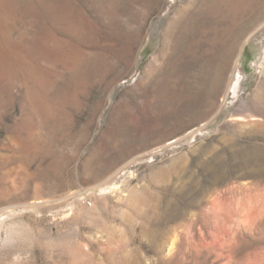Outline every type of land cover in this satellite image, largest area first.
<instances>
[{"label": "rangeland", "instance_id": "374dc122", "mask_svg": "<svg viewBox=\"0 0 264 264\" xmlns=\"http://www.w3.org/2000/svg\"><path fill=\"white\" fill-rule=\"evenodd\" d=\"M0 264H264V0H0Z\"/></svg>", "mask_w": 264, "mask_h": 264}, {"label": "built area", "instance_id": "2783aa9c", "mask_svg": "<svg viewBox=\"0 0 264 264\" xmlns=\"http://www.w3.org/2000/svg\"><path fill=\"white\" fill-rule=\"evenodd\" d=\"M84 202L87 203V205H89V206L92 205V202L90 200H88V199H85Z\"/></svg>", "mask_w": 264, "mask_h": 264}, {"label": "bare ground", "instance_id": "6f19581e", "mask_svg": "<svg viewBox=\"0 0 264 264\" xmlns=\"http://www.w3.org/2000/svg\"><path fill=\"white\" fill-rule=\"evenodd\" d=\"M227 44H229L230 46H232V44H230V42H228ZM222 49V48H221Z\"/></svg>", "mask_w": 264, "mask_h": 264}]
</instances>
